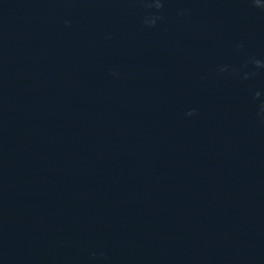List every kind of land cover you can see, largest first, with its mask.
I'll return each instance as SVG.
<instances>
[{"label":"water","instance_id":"95a60500","mask_svg":"<svg viewBox=\"0 0 264 264\" xmlns=\"http://www.w3.org/2000/svg\"><path fill=\"white\" fill-rule=\"evenodd\" d=\"M0 264H264V0H0Z\"/></svg>","mask_w":264,"mask_h":264}]
</instances>
